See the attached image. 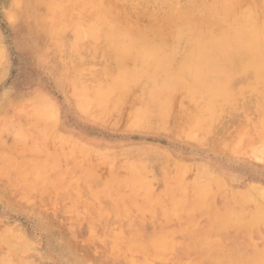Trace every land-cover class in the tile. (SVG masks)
<instances>
[{
    "label": "rangeland",
    "instance_id": "1",
    "mask_svg": "<svg viewBox=\"0 0 264 264\" xmlns=\"http://www.w3.org/2000/svg\"><path fill=\"white\" fill-rule=\"evenodd\" d=\"M91 1L74 2L86 7ZM101 1L121 27L133 32L151 25L166 40L175 24L188 20L190 14L208 26L213 21L210 8L229 4L226 0ZM58 2L0 0V254L12 259L9 264H124L120 255L123 251L125 256L126 249L117 252L123 247L117 249L113 237L120 235L123 244L136 233L142 248L131 256L132 264H210L206 258L211 250L221 263L232 264L236 253L249 254L251 246L235 241L237 228L224 227L228 220L223 213L257 208L264 217V146L262 154L254 157L247 146L231 145L234 129L247 123L241 120L243 115H255L249 107L252 103L245 101L234 113L225 112L211 125L210 138L200 142L183 138L173 118L167 122L173 119L179 126L165 129L127 123L139 103L134 88L135 97L128 91L126 98L116 96L122 104L110 110L106 120L100 113V119L84 115L66 86L68 81L78 85V76L64 77L45 30V24L54 22L51 8ZM98 65L103 67L102 59ZM132 98L138 102L132 103ZM148 160L157 171L146 195L125 184L129 171L124 164ZM202 174L221 181H217L221 189L214 182L207 191L201 190ZM250 186L255 200L240 206V195ZM210 189L214 191L208 195ZM222 214L226 223L218 216ZM130 224L135 233L126 228ZM258 225L253 239L259 241L260 235L264 239V220ZM162 231L175 232V247L158 260L146 245ZM212 231L229 242L220 248L192 246V240Z\"/></svg>",
    "mask_w": 264,
    "mask_h": 264
},
{
    "label": "bare ground",
    "instance_id": "2",
    "mask_svg": "<svg viewBox=\"0 0 264 264\" xmlns=\"http://www.w3.org/2000/svg\"><path fill=\"white\" fill-rule=\"evenodd\" d=\"M74 1L59 0L58 5L54 4L51 8V18L54 22H51L52 25L45 24V30L49 34L50 44L55 49L53 57L61 63L64 77L72 76L73 73L78 76V85L68 81L66 86L74 103L84 115L92 118L91 115L94 114L93 118L96 119L97 113H100L104 114L100 116L104 120V116L119 105L121 96L126 98L124 94H131L134 88V91L138 90L139 95L136 93L138 98L134 92L132 95L136 96L139 103L137 100L134 102L135 98H132L131 102L137 105L128 116L127 123L131 120L130 122H134L133 127L145 128L152 125L161 129L168 125L174 127V123H178L183 138H193L191 140L200 142L210 138L211 129L214 127L211 128V125L216 123L220 116H224L225 112L234 113L238 104L246 101L252 103L249 107L255 111V115H243L241 120L247 123L244 128L238 126L234 129L235 137L231 145L238 149L247 146L249 154L254 157L262 150L264 0H226L229 4L221 5V8L210 6L213 21L208 26L190 14L188 20L175 24L169 40L162 39L160 30L151 25L133 32L121 27L122 25L117 24L113 16L107 13L101 0H90V5L86 7H81ZM88 7L90 9H87ZM100 59L103 61L102 68L98 67ZM118 95L119 100L116 99ZM222 111L224 112L221 113ZM44 112H40L41 117H44ZM169 118H173L175 122L171 119L169 124ZM180 133L176 136L181 135ZM83 152L86 153V150L83 149ZM104 156L102 159L106 158L108 161V156ZM100 157L102 156L98 158ZM124 166L129 171L125 184L132 190L143 191L147 195L155 180V166H152L149 160L138 164L129 162ZM200 178L204 180L200 188L206 191L214 182L219 181L203 174ZM219 182L214 187L221 189L222 183ZM201 190L197 192L199 196ZM213 191L208 190V195ZM253 193V186L242 192V199L238 200L240 206H246L247 202L255 200ZM256 209L252 212H246L245 209L225 212L223 214L227 217V223L223 214L218 215L224 218L225 228L229 226L230 229H238L242 225L241 229L235 228L239 233L235 241L241 244L240 246H251L249 254L242 256L236 253L232 264H264V239L261 235L259 241L253 239L257 235L258 224L264 220L260 210L257 209L258 212ZM66 211L68 214L69 210ZM129 226L132 225H127L128 230L131 229ZM134 229L130 231L134 232ZM161 233L162 237L159 236ZM161 233L158 237L148 239L146 245L155 255L152 258L157 257L158 260L175 247V232ZM211 233L212 235L204 234L192 240V246L213 245L220 248L229 242L223 234L213 235V231ZM134 235L129 236L127 241L123 240L124 245L118 240L122 239L120 235L113 237L114 243L116 240L115 247L119 249L122 245L123 249L117 250L113 246L114 249H111L117 252L126 249L125 256L123 251L120 252L124 264H132L131 256L142 248L141 243L137 241L139 235ZM165 235L166 237H163ZM185 235L189 237L190 231ZM235 246L239 247L236 243ZM221 252L224 253V250ZM120 253L115 256L118 257ZM219 257L215 250H211L206 261L210 264H223ZM11 260L9 256L0 254V264H9Z\"/></svg>",
    "mask_w": 264,
    "mask_h": 264
}]
</instances>
